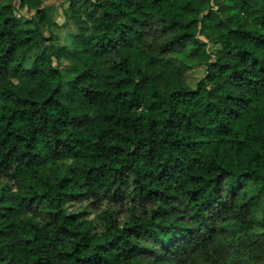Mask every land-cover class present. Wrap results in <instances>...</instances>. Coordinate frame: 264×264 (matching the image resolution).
Returning <instances> with one entry per match:
<instances>
[{
    "label": "clouds",
    "instance_id": "9594fccd",
    "mask_svg": "<svg viewBox=\"0 0 264 264\" xmlns=\"http://www.w3.org/2000/svg\"><path fill=\"white\" fill-rule=\"evenodd\" d=\"M0 264H264V0H0Z\"/></svg>",
    "mask_w": 264,
    "mask_h": 264
}]
</instances>
